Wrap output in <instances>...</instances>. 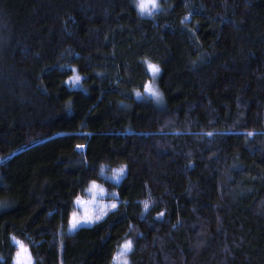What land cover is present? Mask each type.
Here are the masks:
<instances>
[{
	"label": "trees",
	"instance_id": "1",
	"mask_svg": "<svg viewBox=\"0 0 264 264\" xmlns=\"http://www.w3.org/2000/svg\"><path fill=\"white\" fill-rule=\"evenodd\" d=\"M159 3L0 0V264H264V0Z\"/></svg>",
	"mask_w": 264,
	"mask_h": 264
},
{
	"label": "snow or ice",
	"instance_id": "2",
	"mask_svg": "<svg viewBox=\"0 0 264 264\" xmlns=\"http://www.w3.org/2000/svg\"><path fill=\"white\" fill-rule=\"evenodd\" d=\"M135 6L139 10L140 14H147L149 16L153 15L154 11L160 8L159 0H135ZM147 70L153 74L155 77L161 69L159 65L152 63L150 60L145 61ZM73 75L69 77V80L73 82H79L81 80L80 75L75 74V70H73ZM145 90L156 97L157 99L160 98V92L153 87L152 82L149 81L144 85ZM141 93L137 92V96H140ZM254 133L248 132V136H252ZM207 135L211 136L213 133L209 132ZM84 145H77V148H83ZM101 171H103V166H101ZM127 172V165H121L120 168L114 169L112 171V178H114L118 183L120 182L121 178L126 175ZM87 191L92 193V200L87 201L88 204H91L92 201H95V193L97 191H104L103 187L99 186L96 180H92L90 186L87 188ZM118 193H113V200L109 204H104V202L99 201V209L96 212H93L92 207L85 208L86 200L77 195L75 196V204L80 205L83 207V212L80 213L76 210H72L69 218V225L70 230L76 231L80 229L82 226L85 225H94L97 222H100L104 216L107 215L109 209H116L117 208V199ZM97 203V201H96ZM144 209L147 210L149 207V202L144 201ZM164 215L163 212L158 213L159 217ZM12 240L17 245V249L12 256L13 264H34L33 256L29 251L27 245L23 243V241L18 240L15 236H12ZM120 251L117 253V256L114 259L122 261V264H129L127 253L131 252L133 249V242L131 239H127L123 242L122 245L119 246ZM3 257H0V261H3Z\"/></svg>",
	"mask_w": 264,
	"mask_h": 264
},
{
	"label": "rangeland",
	"instance_id": "3",
	"mask_svg": "<svg viewBox=\"0 0 264 264\" xmlns=\"http://www.w3.org/2000/svg\"><path fill=\"white\" fill-rule=\"evenodd\" d=\"M144 15H147V14H144ZM75 74H76V72H75ZM159 74H160V72L158 73V74H156L155 75V77H153V74L150 72V76H151V82H152V85H153V87L154 88H156L158 91H159V89H158V86H157V79H158V77H159ZM72 87H74V88H76V87H79V84H80V81L79 82H73V81H71V80H69V82H68ZM140 98H148V99H151V98H153V99H157L156 97H154L153 95H151L150 93H148L146 90H144V92L143 93H141V95L139 96ZM91 195H93L92 193H91ZM96 201H97V203H95V204H93L91 207H92V210H93V212H96V211H98V209H99V201H103L104 202V204H109L110 202H108V201H106V199H105V193L103 192V194H97L96 195ZM76 208H77V211L78 212H80V213H82L83 212V207L82 206H80V205H77L76 204ZM113 210H115V209H109L108 210V213L109 212H111V211H113ZM107 213V214H108ZM103 218H105V216L103 217ZM102 218V219H103ZM91 226H93V225H85V226H82V227H91ZM81 227V228H82ZM71 232H74V231H72L71 230ZM16 245V244H15ZM17 246V245H16ZM121 250V249H120ZM128 254V253H127ZM116 257V256H115ZM113 261H114V263L115 264H122V261H120V260H117V259H113Z\"/></svg>",
	"mask_w": 264,
	"mask_h": 264
},
{
	"label": "clouds",
	"instance_id": "4",
	"mask_svg": "<svg viewBox=\"0 0 264 264\" xmlns=\"http://www.w3.org/2000/svg\"><path fill=\"white\" fill-rule=\"evenodd\" d=\"M120 167H121V166H120ZM120 167H118V168H120ZM118 168H116V169H118ZM103 192H104V191H97V192L95 193V201H92L91 204H88L87 201H91L92 199H90V200H86L85 208H89V207H91L93 204H95V203H96V195H97V194H103ZM101 202H103V201H101Z\"/></svg>",
	"mask_w": 264,
	"mask_h": 264
}]
</instances>
